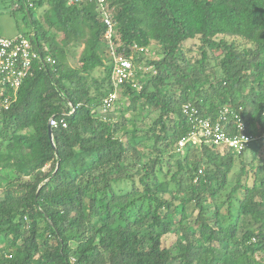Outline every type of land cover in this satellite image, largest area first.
<instances>
[{
	"label": "trees",
	"instance_id": "obj_1",
	"mask_svg": "<svg viewBox=\"0 0 264 264\" xmlns=\"http://www.w3.org/2000/svg\"><path fill=\"white\" fill-rule=\"evenodd\" d=\"M10 1L54 63L0 114V264H264V143L178 149L184 105L264 133V0H110L123 54L160 53L132 55L115 121L96 112L113 87L95 6Z\"/></svg>",
	"mask_w": 264,
	"mask_h": 264
},
{
	"label": "built area",
	"instance_id": "obj_2",
	"mask_svg": "<svg viewBox=\"0 0 264 264\" xmlns=\"http://www.w3.org/2000/svg\"><path fill=\"white\" fill-rule=\"evenodd\" d=\"M89 4L95 6L97 19L104 26L103 41L108 51V63L111 65L109 81L113 91L103 97L99 107V109L107 112L117 101V94H120L121 87L133 80L135 67L132 62V55L136 51H144L145 53L146 50L132 45L129 48L130 56L123 54L121 50L123 45L119 40L110 0H67V5L82 6ZM36 62L42 65L54 63L50 58L43 60L32 42L31 35L5 38L0 34V114L15 101L18 89L27 76L31 74L32 66ZM136 86V83L132 84V87L136 88ZM182 110L192 124L193 131L188 137L182 138L178 142L179 150L188 143L195 146L204 143L226 147L235 156H240L255 141L261 140L264 143V133L260 136L249 134L243 122L237 117L234 118L233 132L229 134L228 129L222 123L225 120L224 115H220L217 120L212 121L208 118L198 117L195 109L190 105H184ZM48 125L50 128H56L59 125L63 128L66 126L63 120L57 121L53 117L49 119Z\"/></svg>",
	"mask_w": 264,
	"mask_h": 264
},
{
	"label": "rangeland",
	"instance_id": "obj_3",
	"mask_svg": "<svg viewBox=\"0 0 264 264\" xmlns=\"http://www.w3.org/2000/svg\"><path fill=\"white\" fill-rule=\"evenodd\" d=\"M10 0H0V34L1 36L5 38H13L18 35H26L28 36L30 32V28L26 23V20L24 19L25 12L24 10H17L15 12L12 11V5L10 3ZM46 9V6L38 10L37 14L41 18V15L43 11ZM30 35V34H29ZM189 45V44H188ZM159 50V47L155 45L154 43H151L148 49H146L144 56L147 59H152L156 56H158L160 53L157 51ZM81 51V48H77L75 50V53H72L68 55L67 57V63L70 67H77L78 66V56ZM157 52V53H155ZM147 68L143 64L141 66V71L143 77H146ZM92 76L96 79L103 77V70L101 68L96 69L92 72ZM121 97L120 94H117V100ZM118 101L115 102L117 104ZM124 103V101H123ZM112 105L111 110L103 111L102 109H99V107L96 109L97 115L100 117H104L105 119H111L113 121L117 120L118 113L115 112L116 105ZM3 175L6 176V178H11L10 173H3ZM125 188H128V184H124ZM1 192V189H0Z\"/></svg>",
	"mask_w": 264,
	"mask_h": 264
},
{
	"label": "water",
	"instance_id": "obj_4",
	"mask_svg": "<svg viewBox=\"0 0 264 264\" xmlns=\"http://www.w3.org/2000/svg\"><path fill=\"white\" fill-rule=\"evenodd\" d=\"M48 136H49V139H51V128L48 127Z\"/></svg>",
	"mask_w": 264,
	"mask_h": 264
}]
</instances>
